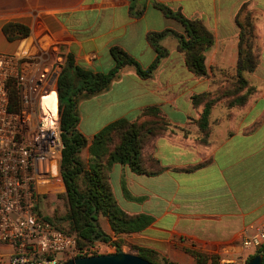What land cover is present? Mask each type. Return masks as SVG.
I'll use <instances>...</instances> for the list:
<instances>
[{
	"label": "crops",
	"instance_id": "obj_1",
	"mask_svg": "<svg viewBox=\"0 0 264 264\" xmlns=\"http://www.w3.org/2000/svg\"><path fill=\"white\" fill-rule=\"evenodd\" d=\"M158 5L199 20L211 33L206 76L188 69L178 37L167 31L187 39L185 27ZM247 15L254 29L256 65L242 74L255 91L239 107L217 102L209 117V144H201L195 120L202 107L193 106L191 95L215 90L219 79L235 77L237 21L243 23ZM9 22L25 26L28 34L9 40L3 30ZM163 31L157 45L164 53L158 57L150 37ZM23 38L57 43L77 65L93 72L113 67L112 46L144 69L156 61L148 78L126 65L107 88L81 95L76 104L77 128L87 139L86 149L103 127L122 117L134 119L147 105H158L173 127L144 147L146 156L158 161L146 165L155 174L137 173L119 162L111 166L110 183L119 207L149 219L140 231L121 236L178 264H196L186 249L218 260L237 258L243 251V229L264 212V0H0V51H14ZM101 227L113 234L106 217Z\"/></svg>",
	"mask_w": 264,
	"mask_h": 264
},
{
	"label": "trees",
	"instance_id": "obj_2",
	"mask_svg": "<svg viewBox=\"0 0 264 264\" xmlns=\"http://www.w3.org/2000/svg\"><path fill=\"white\" fill-rule=\"evenodd\" d=\"M158 7L169 17L178 19L185 27L188 38L167 30L178 37V47L184 54L188 69L197 76H206L205 51L212 45L213 37L199 20L185 18L179 12L172 11L165 5ZM240 26L239 56L235 77L232 79L216 81L217 87L212 91H203L191 95L195 108L202 107L199 117L195 120L198 136L196 140L208 145L210 133V112L219 101H223L228 108L239 107L255 91L243 77L244 71H251L256 65L254 52V29L247 15ZM3 30L9 40L23 37L28 34L25 26L16 22L6 23ZM167 31L152 33L150 39L156 46L158 57L164 50L157 45L159 38ZM114 60L113 67L107 72H93L74 62L72 55L67 54L57 79V95L59 100L60 127L64 147L61 157V175L65 184L64 197L68 203V210L64 217L68 227H62L48 216L38 213L53 226L68 234L77 237L79 246L93 243L100 238L101 241H111V234L103 231L98 216L107 218L110 229L116 237L124 233L140 231L149 222L143 215H128L117 204L110 183L109 171L115 162L128 164L137 172L155 174L156 171L147 169V162L158 164L153 157L144 153V147L155 137L173 131L170 121L162 113L158 105H147L142 108L136 118H119L98 131L88 145L89 156L82 158V149L87 146V139L78 130L79 122L76 104L81 95H92L109 86L111 81L126 66H133L137 75L148 78L156 67V61L146 69L139 62L118 46L110 48ZM157 57V58H158ZM9 109L17 111L19 108V95L15 85L10 84ZM187 134L185 129H181ZM37 208V207H36ZM38 210V209H37ZM92 220L97 221L98 230ZM117 251L121 250L118 243ZM135 254L154 264H178L162 255L156 250L132 244ZM195 257L196 264L218 263V256L205 254L196 250L186 249ZM261 251H258L260 253ZM251 255L248 260L256 255ZM247 260V261H248ZM264 264V256L262 260Z\"/></svg>",
	"mask_w": 264,
	"mask_h": 264
},
{
	"label": "built area",
	"instance_id": "obj_3",
	"mask_svg": "<svg viewBox=\"0 0 264 264\" xmlns=\"http://www.w3.org/2000/svg\"><path fill=\"white\" fill-rule=\"evenodd\" d=\"M65 57L59 44L28 38L12 52L0 51V246H8L0 250V264H63L117 251L113 240L79 246L74 234L53 226L36 208L40 194L62 185L57 79ZM10 84L18 90L17 111L9 109ZM53 93L55 112H45L42 102ZM241 245L237 258L217 264H245L258 251L264 256V212L245 226Z\"/></svg>",
	"mask_w": 264,
	"mask_h": 264
},
{
	"label": "rangeland",
	"instance_id": "obj_4",
	"mask_svg": "<svg viewBox=\"0 0 264 264\" xmlns=\"http://www.w3.org/2000/svg\"><path fill=\"white\" fill-rule=\"evenodd\" d=\"M64 54H66V53H64ZM65 59H66V57H65ZM214 68H218L220 70H223V68H221V67L220 68L217 66L211 67V69H214ZM219 80H222V79H219ZM42 106H43V109L45 112L50 111L51 113H54L55 112V94L53 93L52 95H49L48 98L44 99L42 102ZM87 151H88V147H87V149H86V147H84L82 149V151L80 153L82 158H87L85 156ZM88 156H89V152H88ZM60 168H61V164H60ZM60 177H61V181H62L61 188L40 194L38 197L37 209L42 215L50 217L58 225L67 228L68 223L64 219L61 218V217H64V215L66 214V212L68 210V203H67L66 198L64 197L65 184H64V181H63L61 174H60ZM62 187H63V189H62ZM104 218L105 217L103 215L98 216V222L100 223V226H101V222L103 223ZM112 235H114V234H111V240H113L112 242L118 243L121 247V250L135 254V251L131 247V245L134 243L130 242L129 240L125 239L122 236H120V238H119V237H116L115 235L114 236H112ZM95 241L104 242V241H101L100 239H96V240H94V242ZM104 243H106V242H104ZM58 256H61V255L59 254ZM233 258H236V257H233Z\"/></svg>",
	"mask_w": 264,
	"mask_h": 264
},
{
	"label": "water",
	"instance_id": "obj_5",
	"mask_svg": "<svg viewBox=\"0 0 264 264\" xmlns=\"http://www.w3.org/2000/svg\"><path fill=\"white\" fill-rule=\"evenodd\" d=\"M98 230L96 220H92ZM100 239V238H98ZM263 255L256 254L245 264H262ZM63 264H154L147 259L130 252L118 250L111 253H103L89 256H78L67 260Z\"/></svg>",
	"mask_w": 264,
	"mask_h": 264
},
{
	"label": "bare ground",
	"instance_id": "obj_6",
	"mask_svg": "<svg viewBox=\"0 0 264 264\" xmlns=\"http://www.w3.org/2000/svg\"><path fill=\"white\" fill-rule=\"evenodd\" d=\"M52 95V94H51ZM59 188H61V186H59L57 189H59ZM62 189H63V187H62Z\"/></svg>",
	"mask_w": 264,
	"mask_h": 264
}]
</instances>
